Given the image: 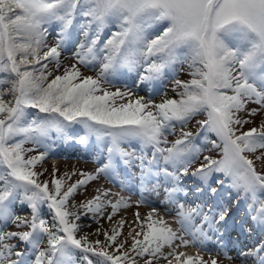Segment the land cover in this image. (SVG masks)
Here are the masks:
<instances>
[{
    "label": "snow or ice",
    "instance_id": "6c2138e0",
    "mask_svg": "<svg viewBox=\"0 0 264 264\" xmlns=\"http://www.w3.org/2000/svg\"><path fill=\"white\" fill-rule=\"evenodd\" d=\"M77 15L89 19L81 25L85 41L73 55L79 64L93 69L98 65L99 70L95 77L85 76L73 64L49 79L53 73L48 63L54 61L59 70L60 48ZM54 22L59 23L57 43L47 47L46 25ZM109 26L117 31L101 45L100 35ZM177 63L187 64L191 76L188 81L175 80L173 91L182 89L179 99L145 102L144 97L133 100L130 92L103 87L121 68L143 67L139 86L160 79ZM126 97L127 102L117 105V99ZM249 104L259 107L249 109ZM259 111H264V0H0V264H137V258L143 264L157 260L220 264L215 258L205 261L178 251L190 243L202 245L210 239L209 233L223 235L219 229L230 209L218 208L214 200L188 206L178 203V230L154 216L155 208L143 219L135 213L139 230L128 233L130 248L125 247L127 240L117 243L124 221L119 222L121 230L103 233L104 242L90 241L88 234L77 236L81 228L77 221L88 213L102 216L106 208L111 209L107 217L111 221L120 208L129 207L124 197L113 201L108 199L113 195L110 189L98 188L92 199L72 205L76 211L69 210V200L101 173L111 178L116 158L129 163L131 154L122 144L135 141L141 150L137 157L141 196L149 177L161 174L172 184L164 189L168 203L177 204L178 196L187 201L189 189L182 180L188 176L200 182L193 195L215 196L218 189L210 178L219 173L225 179L215 183L223 186L230 181L228 186L238 197L249 201L253 225L264 232V172L257 171L245 155L264 149V122L248 131L235 127L252 122L239 113L255 116ZM199 114L206 116L197 121L199 132L182 131L170 147L161 146L168 144L166 137L177 123L183 128ZM201 133L215 135L216 139L205 135V141L219 148L221 155L219 159L205 155L199 167L189 172L204 150L195 143ZM53 136L78 137L80 144L93 137L106 140L107 162L95 175L81 173L85 178L67 188L64 180L53 178L50 188L48 181L38 180L43 173L35 167L46 159L45 141ZM40 148L44 150L39 154L26 157ZM256 159H264V152ZM140 203L147 201L142 198L137 206ZM9 228L13 230H5ZM223 255L233 259L226 251ZM235 259L264 264V241L238 252Z\"/></svg>",
    "mask_w": 264,
    "mask_h": 264
},
{
    "label": "rangeland",
    "instance_id": "374dc122",
    "mask_svg": "<svg viewBox=\"0 0 264 264\" xmlns=\"http://www.w3.org/2000/svg\"><path fill=\"white\" fill-rule=\"evenodd\" d=\"M84 33L78 37H72L70 40L64 42V46L61 47L60 53V68L59 70L55 67L54 74L59 72H64L66 68H70L73 64L80 69L81 73L85 76L93 75L94 77L99 70V66L97 65L94 69L85 67L82 64H79L74 57V53L77 50V46L80 44V39H84ZM49 44L54 45L57 43V39L50 35L48 36ZM51 67V65H50ZM119 72L113 79H111L110 83H106L103 85L110 92H115L120 90L121 92H130L131 99H137L139 97H144L145 102L150 98L155 103H160L164 99H168L169 96L175 94L173 91L174 86L173 83L175 80H182L183 72L181 69H177L175 74L167 71L164 76L160 79L151 82V84H139V77L144 73V68H134L131 70H122ZM129 97L125 99H117V105L121 103L127 102ZM259 106H254V108H258ZM247 112L241 113L240 116L242 119H245ZM197 121L191 119L189 122H192L195 126L190 127L188 123L181 128V126L177 123L174 129V132L167 135L166 139L168 141L167 145H161L162 147H170L171 144L181 137V132H192L194 135L200 131L199 125ZM261 122H264V111H259L255 115L254 125L259 127ZM248 124L243 125L248 130ZM238 127V126H237ZM79 128V126L77 127ZM241 127L239 126V130ZM82 134V129L80 130ZM241 131V130H240ZM205 135L208 136L209 139H216L214 134L211 133H201L196 137L195 143L197 146H200L204 150L200 153L199 158L196 162L189 168V172L195 170V168L199 167V165L203 162V157L205 155L212 156L213 159H219L218 151L219 148H212L211 144L205 141ZM78 137L74 139H61L53 136L52 139L47 140L46 143L49 147V152L44 161L37 164V171L42 172L43 175L39 176L40 179H50L53 176L54 170L55 173H60L64 175L66 178L72 181L71 184L76 183L78 180L84 179L85 177L81 176V173H91L96 174V170L101 167L104 163L107 162V141H97L94 137L90 138L87 144H80L76 142ZM35 147V146H34ZM122 147L129 152L131 155L127 159H129V163H123L120 158H116V172L115 174L109 178L106 177L103 173L99 175V178L96 180L88 181L87 184L79 187L77 191L70 197L69 200V210L76 211L75 208L72 207L73 204L79 205L81 202H85L89 199H92L93 196L97 194L96 189H110L113 193L112 196L108 197V199H112L115 201L119 196L124 197V199L128 202L129 207L120 208L113 219L110 221L107 217L111 212L110 208H106L103 212V215H93L92 213H88L86 217L77 221L81 225L80 231L77 233V236H81L84 234H88L90 241H95L99 239L100 241H105L104 232H108L111 234L112 229L116 228L120 229V221H124L122 227V235L117 237V243L122 240H127L125 245L126 248H130L132 243V237L128 235L132 229L137 228L136 224V216L135 213L139 212L141 219H143L149 212L152 211L153 208L156 209L154 216L163 217L169 225L174 229L178 230L180 225L176 222L177 216L176 213L178 211V203H185L188 206L189 203H203L209 202L211 203L213 200H209V196L200 195V196H192V190L195 188L197 184H199V180L195 177H183L182 183L189 189V196L187 197V201L182 196H178L177 204H171L165 201V187H171V182H165L163 174H161L158 178L156 176H151L153 178L152 182H146L145 188L143 190V194L141 196L140 192V162L137 157L141 154L140 146L137 142L133 141L131 143H123ZM33 148V146H31ZM209 149H211L209 151ZM44 149L40 148L34 151V155L39 154L40 151ZM261 152H264V149H258L256 153H250L248 156L249 159H253V163L255 167L259 170L264 171V159H256L257 156H260ZM67 154V155H65ZM148 159H151V150L148 152ZM147 164V160L145 161ZM161 166H163V161H160ZM169 171H172L169 168ZM67 174V175H66ZM218 176L220 178H218ZM130 177V180L133 182L131 185H134L135 191L130 188V184L126 182V180ZM216 179H223L222 174L216 173L210 178V183H212L213 187L218 189V193L213 196L214 201L218 208L220 207H228L230 209V215L227 221L220 227L219 231L224 229L225 225L232 224L235 228L230 229L229 231L223 233L225 237V244L229 245L232 241L237 242V246L233 248L231 251H228L229 248H220L219 246V234L217 233H209L210 239L206 240L202 245H193L189 244L187 247H181L178 251H182L191 255L193 257L199 255L204 258L205 261H210L211 258H215L220 261V264H242L241 260L235 259L236 255L240 251H247L253 248L258 243L262 242L264 238V232L258 233L254 230L253 223H249V213L247 211L246 204L237 205V200L244 202L240 197H238L237 193L228 186L230 181L226 180L223 186L217 185L215 183ZM68 180V181H69ZM40 182H43L42 180ZM123 183L124 187L122 188L120 185ZM151 183V184H149ZM68 184V185H71ZM67 185V186H68ZM52 188V187H50ZM67 188V187H65ZM212 197V196H211ZM142 198L147 200V203H140L137 206L138 201ZM164 201V202H162ZM18 213L20 209H17ZM79 211L83 213L85 210L80 208ZM244 211L247 214H244ZM24 214H28V210L24 209ZM30 215V214H29ZM44 218H48L47 209L43 211ZM198 222V221H197ZM100 229V233L96 234V230ZM5 230H13V229H5ZM27 230V229H23ZM238 235L243 238L238 241L234 236ZM142 239V237H140ZM185 239L191 241V237L185 235ZM15 243V241H12ZM238 242H241L239 244ZM244 246V247H243ZM109 252H113L114 248L106 249ZM165 253L169 251V249H164ZM227 252V254L233 257L232 260H228L224 258L223 252ZM137 264H143V259L137 258ZM154 264H166L164 260L154 261ZM246 264H252V261L249 260Z\"/></svg>",
    "mask_w": 264,
    "mask_h": 264
},
{
    "label": "trees",
    "instance_id": "16d2710c",
    "mask_svg": "<svg viewBox=\"0 0 264 264\" xmlns=\"http://www.w3.org/2000/svg\"><path fill=\"white\" fill-rule=\"evenodd\" d=\"M88 19H89V18H85V17H81V16L77 15V16L74 18V20H73V24H72V26L68 29V31H67V33L65 34V37H64V38H65V39H69V38L72 36L73 33L80 32L81 29H82V28H81V25H82V24H86V21H87ZM46 27H47L49 30H51V29H57V30L59 31V23H58V22H54V23H52L51 25H46ZM113 31H117V29H116L114 26H109V27H107V28H105V29L103 30V32H102L101 35H100V44H101V45H102V43H103L104 41H106V40L110 37V35H111V33H112ZM92 34H94V33H92ZM83 42H84V41H83ZM42 63H43V61H42ZM139 67H140V66H137V68H139ZM178 68L181 69L182 72H183V77H184V78H183L181 81H188V80L191 79V76L189 75V71H190V69L188 68L187 64H183V65H181V64L177 63V64L174 65V68H173V70H171V72H177L176 70H177ZM49 71H50V70H49ZM51 72H52V71H51ZM62 74H63V72H62L61 74H56V75H62ZM82 75H83V74H82ZM54 76H55V75H52L51 77H49V79L54 78ZM91 76H93V75H91ZM174 82H175V81H174ZM173 86H174V88H175V83H173ZM179 91H182V89L176 88L175 91H174L175 94L169 96V99H179V96L177 95V93H178ZM254 106H257V105H255V104H249V105H248V108L251 109V108H254ZM29 111H30L31 113H33V114H35V113L37 112V110H35V109H29ZM241 113H244V112H241ZM241 113H239L238 115L240 116ZM240 117H241V116H240ZM193 119H194V120H200V119H202V115H201V114L196 115V116L193 117ZM245 119H248V120H251V121H252L251 123H249L250 125H249V127H248V130H249L250 128H252V127H256V126L254 125L255 116H248V115H246ZM235 127H237V126H235ZM237 128H239V126H238ZM240 130H241V131H248V130H246L245 127H244V129H243V126L241 127ZM31 146H34V145H32V144H26V145H25L26 148H30ZM31 155H34V151H33V152L26 153V157H27V156H31ZM36 167H37V165H36ZM36 167H35V171H37ZM37 172H39V171H37ZM53 178H59V179L64 180V181H65L64 187H67V185H68L70 182H72L71 180H69L68 178H66L64 175H62V174H60V173H54V175H53L50 179H40V178H38V180H39V181H41V180H42V181H48V182H49V187H53V186L51 185V180H52ZM68 180H69V181H68Z\"/></svg>",
    "mask_w": 264,
    "mask_h": 264
},
{
    "label": "bare ground",
    "instance_id": "6f19581e",
    "mask_svg": "<svg viewBox=\"0 0 264 264\" xmlns=\"http://www.w3.org/2000/svg\"><path fill=\"white\" fill-rule=\"evenodd\" d=\"M128 180H130V177L128 178ZM128 180H127V182H128ZM147 181L152 182V180L150 178ZM149 184H151V183H149Z\"/></svg>",
    "mask_w": 264,
    "mask_h": 264
}]
</instances>
